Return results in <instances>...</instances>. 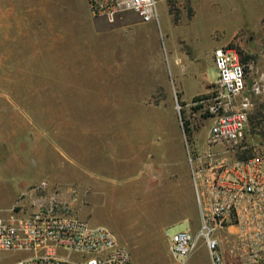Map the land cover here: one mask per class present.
Returning a JSON list of instances; mask_svg holds the SVG:
<instances>
[{
  "label": "rangeland",
  "instance_id": "374dc122",
  "mask_svg": "<svg viewBox=\"0 0 264 264\" xmlns=\"http://www.w3.org/2000/svg\"><path fill=\"white\" fill-rule=\"evenodd\" d=\"M246 2L155 0L156 23L133 12L108 22L90 15L86 0H0V209L47 182L51 160L55 167L70 157L81 168L82 159L94 167L88 177L109 190L93 203L71 204L73 213L110 231L131 264L149 221L159 228L158 246L169 249V235L185 222L167 223L166 214L176 200L196 208L193 194L188 204L184 139L201 145L206 129L187 105L216 80L212 49L233 47L248 81L264 75V0ZM17 23L25 30L18 49L8 30ZM52 34L54 49L42 46ZM251 100L248 116L264 114V94ZM254 122L247 118L243 143L264 158V133ZM25 254L2 252V264ZM242 262L264 264V256L252 260L247 252Z\"/></svg>",
  "mask_w": 264,
  "mask_h": 264
},
{
  "label": "built area",
  "instance_id": "2783aa9c",
  "mask_svg": "<svg viewBox=\"0 0 264 264\" xmlns=\"http://www.w3.org/2000/svg\"><path fill=\"white\" fill-rule=\"evenodd\" d=\"M88 12L114 22L126 12L140 21L158 22L155 0H86ZM216 80L207 95L187 108L198 112L206 132L201 145L184 139L185 161L198 214V228L169 235V251L186 258L200 238L212 264H222L218 239L232 242L241 262L264 253V158L240 157L252 94H264V75L247 79V70L229 45L212 49ZM181 106L176 105L179 115ZM206 123V124H205ZM41 181L20 193L10 207L0 209L2 252L26 254L8 264H131L126 249L102 226L73 213L71 202L58 191L46 192ZM45 192V193H43ZM40 193V194H36ZM229 238V239H228ZM243 263V262H242Z\"/></svg>",
  "mask_w": 264,
  "mask_h": 264
},
{
  "label": "crops",
  "instance_id": "0c3cea01",
  "mask_svg": "<svg viewBox=\"0 0 264 264\" xmlns=\"http://www.w3.org/2000/svg\"><path fill=\"white\" fill-rule=\"evenodd\" d=\"M237 1L240 4L241 1H244V4L246 6L247 2L245 3V1L248 0H237ZM260 5L263 7L262 4ZM15 16L17 17L18 13H15ZM20 26L21 25L17 23L16 25L14 26L11 25L8 28V30H14L13 32L7 30V32H10L9 37L15 39L12 40V43L14 44L13 46L16 47V49L20 47L22 48L24 47L23 45H20L18 39L21 37V35H23V32H25V30ZM53 39H54V35L52 34L51 39L48 38L46 43L44 42L42 43V46L45 45L48 46V49L50 48L54 49L55 42ZM40 46L41 45H39L38 47ZM11 47L12 46H10L9 48ZM34 47L35 46L32 45V48ZM7 53L8 52H6V55ZM33 54H35L34 51ZM44 77L47 78V75H44ZM181 96H182V92H181ZM192 97L193 96H191V98ZM182 98L185 100L188 99L184 96H182ZM51 150H52V145L50 144L47 148L48 154ZM49 155L51 157V152ZM58 162H59L58 164H55V167L53 166L52 160L51 163H49V167L50 165L52 166L53 172H49V171L47 172L48 174H46L45 177L48 183L47 182L45 183L47 186L48 185L57 186V188L60 189L58 190L60 196L64 199L69 200L71 204H76L77 201L83 203L84 202L93 203L97 200L98 196H100L106 190H109L107 186L105 187V184L101 183V181L103 180L88 177L89 176L88 167L94 169V167L91 166L92 165L91 163H87L86 161H83L81 159L80 160L81 168H78L76 166H73L70 157L66 159L61 157V159ZM186 184L188 189L187 190L188 204L189 205L192 204L193 207V197H192L193 191L189 186L188 179H186ZM153 190L154 189H152V191ZM154 191L156 192L157 197L162 196L163 190L161 191L160 187ZM186 206L183 208V205H179L178 201L176 200L175 204L170 209V213L166 212L167 214L165 220L167 223H173L176 221H180L182 219L185 222L184 229H188L189 231L194 233L198 228L197 208H192V210H190L187 209ZM147 224L149 225L148 229L150 231L147 232L144 236L146 240L143 241L138 240L133 243V251H132L133 255L131 254V256H133L132 257L133 264H212L210 253L200 238L196 239L194 249L186 258L176 259L171 255L168 247L163 249L158 246V240L161 238V236L158 234L159 232L158 226L151 221L147 222ZM223 233L224 232L219 233L221 236L218 239V252L220 253L222 264H241V258L239 253L237 252V250H231L230 245L232 244V242L230 241V243H228L229 240L227 241L224 238V236L222 237ZM225 243L227 244V246ZM262 256H264V253L262 254Z\"/></svg>",
  "mask_w": 264,
  "mask_h": 264
},
{
  "label": "trees",
  "instance_id": "16d2710c",
  "mask_svg": "<svg viewBox=\"0 0 264 264\" xmlns=\"http://www.w3.org/2000/svg\"><path fill=\"white\" fill-rule=\"evenodd\" d=\"M198 97H199V96H194V97L192 98V100H195V99H197ZM248 117H249V120H250L251 122L255 120L254 124H257V125H259V126L261 127V131H260V133H264V114L261 113V109L257 110L256 113H255L254 115L250 114ZM186 123H187V122L184 121L185 126H186ZM250 155H252V154H249V153H248V150L245 149V150H243V151L241 152L240 157H248V156H250Z\"/></svg>",
  "mask_w": 264,
  "mask_h": 264
}]
</instances>
